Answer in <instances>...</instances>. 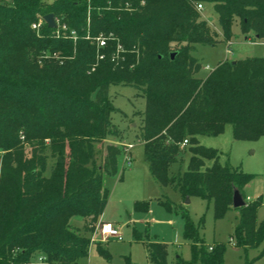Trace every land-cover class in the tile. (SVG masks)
<instances>
[{
	"label": "trees",
	"instance_id": "16d2710c",
	"mask_svg": "<svg viewBox=\"0 0 264 264\" xmlns=\"http://www.w3.org/2000/svg\"><path fill=\"white\" fill-rule=\"evenodd\" d=\"M203 1L212 3L224 41L235 25L247 38L264 39V0H0V264H39L40 257L44 264H78L88 255L109 199L106 178L117 174L122 153L110 143L96 160L94 144L119 135L110 118L112 84L133 86L146 100L144 157L162 189L172 185L182 201L197 195L212 202L215 219L233 209L235 189L246 198L252 175L221 164L219 150L198 136L219 134L226 124L234 139L264 135V56L223 60L196 76L202 64L192 54L195 44L221 41L196 8ZM48 13L65 23L62 34L46 22L41 34L31 27ZM101 32L113 34L103 46L95 41ZM172 42L181 48L169 50ZM263 203L259 196L236 208L235 244L264 241V218L256 222ZM174 208L191 263L223 264L225 246L205 244L186 205ZM134 209L146 212L148 203L136 201ZM75 217L84 219L82 229ZM143 239L149 258L168 264L166 244L148 233Z\"/></svg>",
	"mask_w": 264,
	"mask_h": 264
},
{
	"label": "rangeland",
	"instance_id": "374dc122",
	"mask_svg": "<svg viewBox=\"0 0 264 264\" xmlns=\"http://www.w3.org/2000/svg\"><path fill=\"white\" fill-rule=\"evenodd\" d=\"M199 3L203 5L201 9L198 8ZM196 8L204 18L209 20L214 31L218 33L216 38L221 39L215 45L195 44L192 54L202 64L201 70L195 73L196 76L204 78L210 70L223 60L264 56V42H258L253 38H251L253 41L248 40L249 38L240 32L238 25L233 26L234 35L228 40H223L225 39L224 34L218 25L217 13L213 9L212 3L198 2ZM35 30L41 34V30ZM55 34L62 33L55 32ZM112 35V33L107 35L101 32L98 37L101 36L106 40ZM95 41L97 42V38ZM226 41L232 42L230 45L232 54L228 55L227 53L228 43ZM181 46L180 43L172 42L169 50L174 51ZM122 48V45L119 44L114 58L118 59V53L123 50ZM103 56L104 53L99 52L97 61ZM97 65L98 63H95L94 67ZM94 67H91V70ZM92 82L87 81L82 84L88 88ZM109 94L110 100L116 108L111 113L110 118L118 129L119 135L109 134L102 142L94 145L97 152V162H101L107 144L114 143L122 149L117 174L106 178L110 201L104 212L107 220L119 221V224H116L119 225L122 239L119 240L114 237L107 240L102 239L100 232L102 221L99 218L90 234L93 239L89 254L82 257L78 264H155L149 258L145 246L143 237L145 238L146 233L166 244L168 264H175L179 258L185 264H201L191 263L192 246L183 234L184 220L180 212L174 208V204L182 203L180 192L172 185L162 189L152 177L145 160L144 142L140 132L141 112L145 110L146 106L145 98L139 94L138 89L129 85L112 84L109 87ZM21 139L27 155H30L31 146L22 135ZM198 140L200 144L206 147L219 150V162L221 164H228L250 173L252 179L245 187V194H251L255 198L259 196L264 198V135L258 139H234L232 126L226 124L221 133L215 135L202 134L198 136ZM129 143L134 144L131 150L132 163L130 165L126 163V153L124 152V145ZM189 156L190 152L186 150L183 155L184 169L187 167ZM212 162V160H208L207 165H211ZM177 167L178 164H174V170ZM167 200L173 206H166L164 201ZM136 201L147 202L148 210L146 212L136 211L134 209ZM186 207L194 222L199 226L205 244L220 243L225 246L223 264H264V241L257 247L247 248L233 244L235 226L238 221V212L235 208L226 213L223 218L215 219L213 203L197 195L190 198ZM263 218L264 203L258 209L256 222L260 223ZM72 223L80 229L83 227L82 217H75ZM138 235H143V237H138ZM100 245L106 249L105 252L100 250ZM29 264H37V262L33 260Z\"/></svg>",
	"mask_w": 264,
	"mask_h": 264
},
{
	"label": "built area",
	"instance_id": "2783aa9c",
	"mask_svg": "<svg viewBox=\"0 0 264 264\" xmlns=\"http://www.w3.org/2000/svg\"><path fill=\"white\" fill-rule=\"evenodd\" d=\"M202 7H203V5L201 3H199L198 4V8L201 9ZM44 22H45L44 17H42L38 21L34 22L32 24V27L34 29H39L41 24L44 23ZM56 22H57V28H58L56 32L58 34L61 32V30H66V25L63 24V25L59 26L58 21H56ZM72 33H74V31ZM97 43H98L99 46H103V45H105L106 40L100 36V37H97ZM227 43H228L227 53L229 55V54H232V49L230 47L232 42L228 41ZM187 143H188V140L185 139L183 141L182 145H186ZM133 147H134V144H132V143L124 145V152L126 153V163L129 164V165L132 163L131 150H132ZM100 232H101V235H102V239H104V240H107L110 237H114V238H117L119 240L122 239V235L120 233L119 227H117L114 223H112L110 221H102L101 222V224H100ZM233 244H235V241H233ZM45 262L46 261H45L44 257H40L39 258V261H38L39 264H44Z\"/></svg>",
	"mask_w": 264,
	"mask_h": 264
},
{
	"label": "water",
	"instance_id": "95a60500",
	"mask_svg": "<svg viewBox=\"0 0 264 264\" xmlns=\"http://www.w3.org/2000/svg\"><path fill=\"white\" fill-rule=\"evenodd\" d=\"M44 20L45 22L52 28L57 27V22L55 19V16L53 13H48L46 15H44ZM176 55V52H171V58L173 59ZM190 202V197H187L185 199V203H189ZM247 204V200L244 197V195L241 193V191L239 189H235L234 190V194H233V208H239L242 206H245Z\"/></svg>",
	"mask_w": 264,
	"mask_h": 264
},
{
	"label": "crops",
	"instance_id": "0c3cea01",
	"mask_svg": "<svg viewBox=\"0 0 264 264\" xmlns=\"http://www.w3.org/2000/svg\"><path fill=\"white\" fill-rule=\"evenodd\" d=\"M248 40H251V41H253L251 38H249ZM255 41V40H254ZM256 41H258V42H264V40L263 39H261V40H256ZM206 76V75H205ZM111 142H114V140H111ZM133 149V148H132ZM248 185V184H247ZM246 185V186H247ZM245 186V187H246ZM191 198V197H190ZM246 199H249V200H252V199H255V197L254 196H252L251 194H246ZM109 201H110V196H109V199H108V203H107V205H106V208H107V206H108V204H109ZM183 202V204H187V203H185V201H182ZM106 208H105V210H104V212L106 211ZM234 209V208H233ZM103 212V214L101 215V217H100V221H110V222H112V223H114L117 227H119V221H112V220H107L106 219V213H104ZM82 223L84 224V219L82 218ZM116 223H118V224H116ZM155 239V238H154ZM156 240H158V239H156ZM102 241V240H101ZM100 242V241H99ZM235 245V244H234ZM91 246V245H90ZM89 254V253H88ZM88 256V255H87Z\"/></svg>",
	"mask_w": 264,
	"mask_h": 264
}]
</instances>
